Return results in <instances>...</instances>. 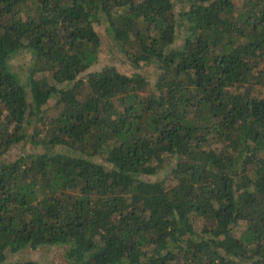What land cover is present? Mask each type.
<instances>
[{
	"label": "trees",
	"instance_id": "obj_1",
	"mask_svg": "<svg viewBox=\"0 0 264 264\" xmlns=\"http://www.w3.org/2000/svg\"><path fill=\"white\" fill-rule=\"evenodd\" d=\"M43 247L264 264V0H0V264Z\"/></svg>",
	"mask_w": 264,
	"mask_h": 264
},
{
	"label": "rangeland",
	"instance_id": "obj_2",
	"mask_svg": "<svg viewBox=\"0 0 264 264\" xmlns=\"http://www.w3.org/2000/svg\"><path fill=\"white\" fill-rule=\"evenodd\" d=\"M176 3L178 0H174ZM180 7V6H179ZM102 39L101 55L100 61L93 66L92 70H98L106 65H111L117 67L122 73L131 75L133 73H141L146 76L152 83L154 82L157 74L156 70L152 66H142L139 69L133 68L131 63L114 47L108 35L106 34L105 26L98 25L96 27ZM182 38L179 39V44L182 42ZM29 62V57L24 56L13 61L15 66H24L25 63ZM41 149H38L40 151ZM26 151L27 153L37 151L31 144H24L14 147L9 158H15L21 152ZM172 166L167 167L159 175L152 177H144L148 181H161L168 173H170ZM168 176V175H167ZM244 224L235 228L234 234L240 235L244 230ZM65 248L62 247H43L37 250H24L18 254L10 256V261L15 260H33L40 264H69L65 258Z\"/></svg>",
	"mask_w": 264,
	"mask_h": 264
}]
</instances>
